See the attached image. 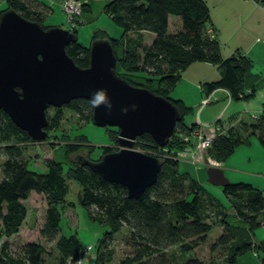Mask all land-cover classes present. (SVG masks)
Segmentation results:
<instances>
[{
    "label": "trees",
    "instance_id": "1",
    "mask_svg": "<svg viewBox=\"0 0 264 264\" xmlns=\"http://www.w3.org/2000/svg\"><path fill=\"white\" fill-rule=\"evenodd\" d=\"M5 1L7 7L21 17L42 24L39 13L30 8L27 0ZM87 7L88 4H81V11ZM103 11L121 33L117 38H111L97 30L90 40L98 36L109 40L115 58V74L133 86L146 88L170 100L180 114V121L174 128L178 133L172 135L177 139L171 137L163 146L172 156L185 147L179 135L186 133L193 124L182 123V117L191 107L181 99L169 97L180 71L186 66L197 61L217 66L219 77L203 84L205 95L221 88L231 99L247 100L258 88L261 75L252 72L253 63L246 55L236 51L229 57H220L217 41L206 32L209 28L208 7L204 0H106ZM168 17L176 21L170 31H167ZM74 27L71 31L75 39L65 47V53L77 66L86 67L88 47L77 42ZM143 31L153 34L148 45L142 44L140 33ZM121 67L125 69L124 74L119 71ZM61 108L74 112L83 121L91 120V102L73 99L54 108L53 115L47 118L46 131L58 127ZM240 131L255 134L264 148V114L260 113L253 122L228 127L215 136L206 149L207 155L218 162L225 161L235 147L245 143ZM114 132L117 134V130ZM28 142L27 134L15 127L0 110V150L4 155L0 163V232L5 238L15 234L25 218L22 201L30 192L42 194L45 212L38 234L45 241L54 242L57 251L55 264H69L78 258L81 249L75 234L59 233L60 211L66 204L65 195L69 188L68 178L80 187L78 202L88 219L106 228L99 238L106 260L111 255L107 241L125 226L129 230L124 242L131 245L132 251L119 264H220L213 260L201 261L191 253L214 227L208 220L212 215L219 218L221 230L209 248L214 249L216 245L225 248L223 264H234L238 256L249 250L264 252V237L257 242L251 237L256 228L264 225V197L260 190L247 183L235 182L221 187L234 212L232 218H225L220 210L224 208L205 195L197 181L187 173L179 172L175 159H160L162 165L155 183L140 197L130 199L122 186L104 181L76 160L70 163L44 160L45 170L39 173L28 169L21 156L23 145ZM79 147V144H66L63 154ZM133 148L149 155L152 150L159 149L145 133L135 139ZM101 149L102 154L110 152L107 146ZM63 164H66L65 169ZM184 181H187L186 187ZM169 246L177 247L180 261H174L173 256L167 254L165 249ZM96 253H100L99 247ZM44 254L43 247L36 242H26L17 254H12L4 241L0 246V264H45Z\"/></svg>",
    "mask_w": 264,
    "mask_h": 264
},
{
    "label": "water",
    "instance_id": "2",
    "mask_svg": "<svg viewBox=\"0 0 264 264\" xmlns=\"http://www.w3.org/2000/svg\"><path fill=\"white\" fill-rule=\"evenodd\" d=\"M74 39L75 34L68 29L43 28L13 9L1 12L0 110L30 142L38 143L47 136V108H59L73 99L91 102L103 92L104 100L92 106L91 121L116 128L119 148L96 161L81 155L75 160L104 181L122 186L127 198L136 199L155 183L162 161L134 150L133 142L145 133L154 146L162 148L180 114L170 100L115 74V58L107 38L91 40L87 66H77L65 53ZM205 175L212 186L229 184L218 167H205Z\"/></svg>",
    "mask_w": 264,
    "mask_h": 264
},
{
    "label": "rangeland",
    "instance_id": "3",
    "mask_svg": "<svg viewBox=\"0 0 264 264\" xmlns=\"http://www.w3.org/2000/svg\"><path fill=\"white\" fill-rule=\"evenodd\" d=\"M49 4L50 0H46ZM57 6L54 4L52 7L53 11V21L58 20L56 26L72 30V27L75 25L74 29L76 31L77 42L82 46H87L90 43V37L97 30H101L104 34L108 35L111 38H117L121 30L115 25L108 15L103 11L104 4L106 0H78L81 4H88V7L81 11L77 16H75L70 25L66 21L65 15L61 10V1ZM249 2L261 7V2L264 0H206L207 7L209 8V13L214 17V15L219 13V9L226 8L229 13L234 14L236 10H239L236 13L242 12L243 9L250 6ZM9 9L7 7L5 0H0V13L4 10ZM236 18V15H234ZM42 20V19H41ZM47 21V20H46ZM45 20L41 21V25L46 26ZM176 21L170 20L169 28L167 31L173 29ZM71 28V29H70ZM131 34V33H130ZM129 34V35H130ZM100 35V34H98ZM97 38H104L103 36H98ZM144 41L149 40V33H145L143 36ZM228 43L226 47H228ZM258 63L259 60H258ZM198 64L197 68H193ZM190 65L184 73L180 74L179 83H177L172 90L169 92L170 96L173 99H189L192 96H195L196 84L199 82L198 77L204 71L206 72V67L202 63H195ZM253 68H258L255 64ZM259 69V68H258ZM123 67L119 71L124 74ZM128 75V74H126ZM141 77V76H139ZM186 106L188 102H184ZM197 106L191 108L183 117L182 123H189L194 121L197 112ZM193 111L192 114H190ZM54 113V108H47L46 116L50 118ZM62 118L59 122L57 128L53 130H47V136L41 142H28L23 145L22 149V160L25 161L27 168L35 172H43L45 170L44 160H60L61 162H73L76 155H81L83 157H88L90 160L96 161L102 155V147L107 146L110 148V151H116L119 147L117 146L115 137L116 128L113 126H97L94 125L91 120H82L74 112L61 108ZM201 121V120H200ZM206 123V122H203ZM173 133H178L175 129ZM112 135V136H111ZM173 135V134H172ZM78 136V137H77ZM111 136V137H110ZM177 136V134H176ZM172 137V136H171ZM170 137V138H171ZM169 138V139H170ZM173 140H176L177 137H172ZM73 143L79 144L80 147L74 151L67 152L65 151L66 144ZM236 148V147H235ZM234 148V149H235ZM248 147H238L228 156L226 165L227 170L225 171H234L235 168L250 169L252 171H258L257 169L263 168L264 165V155L262 158L259 154L253 153L247 149ZM250 148V147H249ZM164 149V150H163ZM165 147L159 148L157 150H152L151 155L156 156L159 159L169 158V160H174L173 156L165 151ZM207 154V153H206ZM4 155L0 150V163L3 160ZM175 161V160H174ZM189 160L180 159L176 160L177 169L179 172L188 173L195 181L198 182V185L203 190L204 194L217 201L224 209H220L221 212L225 214V218H232L234 215L233 209L230 203L227 200V197L222 192L220 186H212L207 183L205 175V167L202 165H193ZM216 161V160H215ZM219 163L218 161H216ZM66 168V164H63V169ZM224 176L229 183L233 176L226 174ZM231 178H230V177ZM68 182V192L65 195L66 204L62 207L60 211V222L59 228L61 234H75L80 242V254H84L82 258V264H119V262L130 254L132 251L131 245H127L124 240L128 235V228L123 226L120 230L114 233L109 241H107V248L111 250V255L108 260H106V255L102 253L104 249L101 248L99 244V238L101 237L103 231L106 229L104 226L93 222L88 219L85 209L78 202V195L80 192V187L78 184L73 181L71 178L67 179ZM186 187L187 181L183 182ZM165 188V184H163ZM22 204L25 208V218L22 221V224L18 228V231L11 235L8 238H5L0 232V246L6 241L7 250L12 254H17L22 244L26 242H36L41 245L45 251L43 255L45 264H55V258L57 257V251L54 246V242L45 241L39 234L38 230L42 225L43 216L45 212V201L42 194H37L30 192L28 197L22 201ZM209 222L213 223V228L207 233L206 239L203 243L199 244L191 252L193 256L201 261L213 260L216 263L223 264L225 258V248L222 245H216L214 249H210L209 246L215 242V238L219 235L221 230V223L218 221L219 218L217 215H212L208 218ZM264 229L256 228L251 237L255 239L263 238ZM99 247V252L96 253ZM89 248V249H87ZM167 254L173 256L174 261H180L181 258L178 254L176 246H169L166 249ZM263 253V254H262ZM258 254L264 255V252H258ZM260 257V255H259ZM253 264L257 261L256 258H253L249 253L245 254L242 258L238 259V263L247 262Z\"/></svg>",
    "mask_w": 264,
    "mask_h": 264
},
{
    "label": "crops",
    "instance_id": "4",
    "mask_svg": "<svg viewBox=\"0 0 264 264\" xmlns=\"http://www.w3.org/2000/svg\"><path fill=\"white\" fill-rule=\"evenodd\" d=\"M50 1L51 2L48 4L46 0H27V4L30 6V8L35 9V11L39 13V16L42 20H47L46 26H56L58 24V20L53 21L52 15L54 9L52 6L54 4L57 6L59 1ZM204 1L206 2V0ZM249 4L250 6H247V8L243 9L242 12L236 13L239 11L236 10L234 14L229 13L226 8H221L218 10L219 13L214 15V17L210 15L208 8L207 26L209 28H207V30L210 29V33L208 34L217 41L218 52L222 59L229 57L238 51L241 54L246 55L252 61V72L261 75L258 88L256 91H254L252 97L247 100L231 99L226 90L218 88L209 93L211 97L210 101L200 107L199 102L205 96L203 92V84L216 80L219 77V71L216 65L202 61L192 62L183 70H181L180 74L181 72L183 74L190 65L195 63H202V65L206 67V72L204 71L201 73L197 79L199 82L196 84L197 90L195 92V96H192L189 99L183 98V100H185L184 102H188L189 107L194 108L197 106L198 108L196 116L194 115V121L198 120L199 122L211 124L218 123L227 129L231 126L251 123L254 121L252 116H258L260 113L264 114V9L254 5L251 2H249ZM234 15H236V18ZM170 18L171 17H168V21ZM145 33H149V40L147 42L143 39ZM140 34L142 36V44L148 45L153 38V34L145 31L141 32ZM127 35L129 34L127 33ZM130 36H133V34ZM227 43L229 44L228 47H226ZM258 60L260 63H258ZM255 64L259 69L253 68ZM195 65L196 66L193 68L198 67V64ZM180 74L176 84L182 80L180 79ZM169 97L172 98L170 95ZM192 113L193 111L190 114ZM192 120L193 119H191V121ZM191 121L188 124H190ZM240 135L245 140V143L238 145V147H248L247 149H249V151L259 154L262 158V155H264V148L258 142L256 135L248 134V131H240ZM227 158L225 161L219 162L217 166L221 169L223 175L224 172H227L226 174L233 176L235 171H237V174L233 176L231 182L247 183L253 188L260 190L262 196L264 197V165L263 168L261 167L257 169L258 171L236 167V170L229 172V170L225 171L227 170ZM188 176L192 178L189 174ZM259 228L264 229V225L260 226ZM261 239L262 238L255 239L253 237L254 242H257ZM247 253H249L253 258L257 259L254 264H264V255L261 256V254H258V252L256 253L253 250L242 253L235 259L234 264H253L252 259L251 263H238V259H240V257L242 258Z\"/></svg>",
    "mask_w": 264,
    "mask_h": 264
},
{
    "label": "built area",
    "instance_id": "5",
    "mask_svg": "<svg viewBox=\"0 0 264 264\" xmlns=\"http://www.w3.org/2000/svg\"><path fill=\"white\" fill-rule=\"evenodd\" d=\"M61 2V10L65 15L66 21L72 26L71 21L79 14L81 3L78 2V0H62ZM261 7L264 9V2L261 3ZM206 32L210 33V29ZM210 98L209 94L205 95L200 100L199 106L202 107L207 104L210 101ZM252 118L255 119L256 116H252ZM225 130L226 129L218 123H203L195 120L192 127H189L186 133H181L179 135L180 140L185 142V147L182 150L175 152L173 158L178 161L184 158V160H189L186 162H189L194 166L202 165L217 167L218 163L206 154V149L210 145L212 139L215 136L222 134ZM83 255V253L80 254L78 258L69 262V264H82Z\"/></svg>",
    "mask_w": 264,
    "mask_h": 264
},
{
    "label": "clouds",
    "instance_id": "6",
    "mask_svg": "<svg viewBox=\"0 0 264 264\" xmlns=\"http://www.w3.org/2000/svg\"><path fill=\"white\" fill-rule=\"evenodd\" d=\"M104 98H105V97H104L103 92L97 93V94L95 95V97L93 98V100L91 101L92 106H93V107L97 106L98 103H99V101L104 100Z\"/></svg>",
    "mask_w": 264,
    "mask_h": 264
}]
</instances>
